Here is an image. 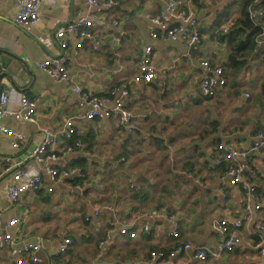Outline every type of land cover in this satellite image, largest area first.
<instances>
[{"label":"crops","instance_id":"0c3cea01","mask_svg":"<svg viewBox=\"0 0 264 264\" xmlns=\"http://www.w3.org/2000/svg\"><path fill=\"white\" fill-rule=\"evenodd\" d=\"M113 2L110 7H89L85 0H41L39 21L18 25L14 22L18 0H0V92L9 89L13 110L19 108L21 93L37 102L36 123L12 114L0 120L23 136L21 148H15L13 138L0 132V213L4 219L20 218L19 239L43 240L40 260L26 264H50L64 237L74 240L60 256L65 264H264L256 234L264 223V149L248 160L246 178L262 198L249 207L243 189L230 183L228 162L211 167L218 144L248 149L256 133L264 130V44L258 51L238 52V62L233 63L231 54L240 37L221 38L222 27L230 31L243 15L245 1L180 0V9L198 16L197 29L203 37L188 55L182 41L169 39L151 21L164 8V0ZM99 14H105L106 23L95 28L94 39L59 34L77 18ZM222 14L225 20L218 26ZM153 30L158 37L151 36ZM65 40L68 45L63 48ZM146 45L153 46L160 77L149 84H131L125 106L134 114L137 129L127 134L114 118L79 123L76 137L83 140V147L49 165L61 170L81 167L85 178H45L39 191L10 200L7 188L18 182L13 173L32 162L28 154L41 144L42 128H59L84 111L72 85L55 81L37 63L64 51L75 82L105 94L134 77ZM204 58L222 66L227 76V84L213 97L201 90L207 75L200 65ZM67 144L61 137L50 150L59 151ZM108 204L117 208L120 223L112 230V243L100 249V240L111 230V214L103 209ZM164 214L177 218L178 237L171 235L172 225ZM221 218L242 222L245 240L216 257L213 253L223 236L213 223ZM145 225L151 226L149 233L143 231ZM121 226L137 235L122 234ZM181 242L204 247L205 261L195 257V250L174 262L151 259L152 251H168ZM11 260L9 248L3 247L0 264Z\"/></svg>","mask_w":264,"mask_h":264},{"label":"built area","instance_id":"2783aa9c","mask_svg":"<svg viewBox=\"0 0 264 264\" xmlns=\"http://www.w3.org/2000/svg\"><path fill=\"white\" fill-rule=\"evenodd\" d=\"M165 6L151 18L153 25L157 30H161L166 37L173 41H182L186 52L189 54L191 48H197L202 44L203 37L197 29L199 18L195 12L188 9H180V0H164ZM40 2L41 0H18V11L14 17V22L18 25L35 24L40 19ZM261 0H253L248 6V14L253 23L261 28V31L255 37V49L258 51L260 46L264 44V26L262 19L264 17V8L260 5ZM89 7H110L113 0H85ZM179 19L182 23H174L173 19ZM106 23L105 14L88 15L79 17L69 23L65 28L59 29V34L70 33L81 41L85 39H94V30L98 25ZM115 25H119V21H114ZM223 32H227L228 28L222 27ZM153 38L158 37V32H151ZM68 42L62 41V47L65 48ZM82 44L79 43L78 46ZM200 65L207 71V75L201 83V90L207 97H213L217 91L227 84V76L222 66L213 64L209 59H202ZM38 68L46 72L55 81L70 83L73 91L78 96L77 104L84 111L79 112L66 119L64 124L59 128L43 127V139L41 144L30 151L28 157L32 160L31 163L23 165L21 168L14 171L13 175L18 181L15 184H10L7 188V195L10 200L16 202L21 196L30 191L37 192L40 190L45 178L56 180L60 175L66 176L72 181H79L85 178V173L81 167H72L69 169H59L58 167L50 166L49 162L64 158L69 153L83 147L84 143L80 137H76L77 125L84 121L93 119H111L114 118L119 126L127 134H132L137 129V122L134 114L126 108L125 101L130 95L131 84L146 83L149 84L160 77V72L154 65L153 61V46L146 45L144 52L138 62V72L132 79L124 80L120 84L112 87L105 94H95L85 89L75 79L69 68V61L66 53L63 51L58 56H52L45 61L37 63ZM2 62L0 58V69ZM249 97L250 93H246ZM113 102L111 106L109 103ZM19 108L13 110L10 107L9 89H4L0 92V120L1 118L12 114L17 120L36 123L37 121V102L30 98L27 94L21 93L18 97ZM0 132H3L13 138L12 144L15 148H21L23 136L15 130L7 128L0 122ZM63 137L68 141V144L59 151H51L50 147L56 141ZM264 149V130L256 133L251 146L248 149H242L232 144L220 143L216 148V156L212 164V169L228 162L227 175L230 183L235 186H240L243 191V198L248 203L254 200L257 203L261 201V195L257 191L255 184L246 178V170L248 160L254 153ZM243 160V163L239 162ZM10 161V158L6 159ZM37 165V166H36ZM8 167L7 170H10ZM79 189H82L81 184H77ZM111 214L109 226L111 230L100 240L99 247L112 243V230L120 223L119 212L114 204H108L103 207ZM100 210H96L94 215H98ZM165 218L171 222V235L178 237L180 234V224L177 218L171 214H164ZM87 220L90 217L86 218ZM21 223L19 217L4 219L0 213V250L3 247L9 248L12 254V260L9 264H26L37 263L40 258L39 251L42 249V238L37 237L31 240L19 239L16 230ZM214 228L223 236V241L219 246V250L213 253L219 257L223 252L234 250L245 240L243 233V224L240 221H232L226 218L215 220ZM122 234H127L135 237L137 233L131 232L128 228L121 226L119 228ZM150 225H145L143 231L149 233ZM260 241L257 246L260 248V253L264 256V223L258 227L257 233ZM72 237H64L59 243L58 249L52 257L50 264H65L60 260V256L66 253L73 245ZM195 250V257L200 261H205L208 252L204 247H200L191 242H181L174 248L168 251L154 250L150 256L152 260L163 259L167 262H174L182 255Z\"/></svg>","mask_w":264,"mask_h":264},{"label":"trees","instance_id":"16d2710c","mask_svg":"<svg viewBox=\"0 0 264 264\" xmlns=\"http://www.w3.org/2000/svg\"><path fill=\"white\" fill-rule=\"evenodd\" d=\"M245 1V10L243 15L238 18L233 25L232 29L227 32L221 31L222 39H237L240 37L239 44L237 45L236 52L231 54V61L238 62L237 53L246 51L249 53L250 51L255 49V37L261 31V28L256 26L253 21L250 19L248 14V6L253 0H244ZM260 5L264 8V0H261ZM225 20V15H219L218 17V26H220Z\"/></svg>","mask_w":264,"mask_h":264},{"label":"water","instance_id":"95a60500","mask_svg":"<svg viewBox=\"0 0 264 264\" xmlns=\"http://www.w3.org/2000/svg\"><path fill=\"white\" fill-rule=\"evenodd\" d=\"M195 49H196V48H191V49H190V52H193V51H195Z\"/></svg>","mask_w":264,"mask_h":264}]
</instances>
